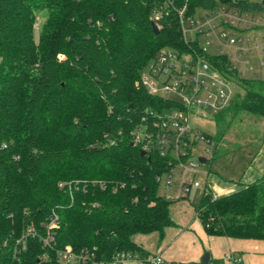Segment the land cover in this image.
Instances as JSON below:
<instances>
[{
	"label": "trees",
	"instance_id": "16d2710c",
	"mask_svg": "<svg viewBox=\"0 0 264 264\" xmlns=\"http://www.w3.org/2000/svg\"><path fill=\"white\" fill-rule=\"evenodd\" d=\"M221 4L264 10L263 0H0V264H62L66 246L106 264L122 252L142 264H179L152 262L133 239H162L176 225L158 180L168 160L143 155L131 135L147 108L174 103L138 81L161 49H191L177 8L192 17ZM193 47L247 84L215 114V138L241 109L264 114L263 79L241 76L226 53ZM197 213L210 236L264 239V174L226 195L205 192ZM55 215L46 246L40 236ZM30 225L38 235L21 249Z\"/></svg>",
	"mask_w": 264,
	"mask_h": 264
},
{
	"label": "built area",
	"instance_id": "2783aa9c",
	"mask_svg": "<svg viewBox=\"0 0 264 264\" xmlns=\"http://www.w3.org/2000/svg\"><path fill=\"white\" fill-rule=\"evenodd\" d=\"M177 9L183 39L192 46L191 49L181 51L165 47L149 64L148 73L151 78L164 77L162 87L156 88L155 83H150L142 73L138 81L151 94L164 96L174 105L165 106L160 110L147 108L142 121L131 132L133 143L139 145L146 154L156 150L167 158L168 170L159 175L158 180L162 188V196L171 201L185 199L193 187L202 186V181L196 178V172L207 174L208 171L199 168L205 161L195 158L194 154L197 153L199 144L205 143L203 157L206 161L215 149V140L193 124V114H198L200 111L216 114L227 108L236 94L233 84H238L230 74L222 72L217 66L204 59L193 47L194 44L203 52H208L206 47L199 44V36L205 35L208 44L214 38L218 52L228 54L233 68H237L234 59L237 60V56L242 51H251L252 47L250 39H243L235 32L252 26L264 28L262 19L250 18L248 11L226 4L192 17H188L183 8ZM161 17L162 12L155 9L152 13L154 21H159ZM242 41L246 43L241 45ZM226 48L231 49V52ZM244 64L252 67L249 61ZM240 74L243 76L242 72ZM121 135L122 130H119L118 136ZM113 142L114 140H111V143ZM205 192H211L208 185L204 189ZM59 223V218L55 215L45 224L44 233L40 236L44 245L49 246L55 241V229ZM37 235L34 225H30L17 239L16 245L25 249L27 238ZM58 257L62 264H87V262L106 264L103 260L95 259L94 253L83 249L75 251L71 246L59 249ZM226 258L234 262L242 261V257L232 251L226 255ZM128 259H136V256L130 252L117 253L113 264H123ZM148 259L154 263L164 262L158 255H151Z\"/></svg>",
	"mask_w": 264,
	"mask_h": 264
},
{
	"label": "rangeland",
	"instance_id": "374dc122",
	"mask_svg": "<svg viewBox=\"0 0 264 264\" xmlns=\"http://www.w3.org/2000/svg\"><path fill=\"white\" fill-rule=\"evenodd\" d=\"M208 10L204 8L197 9V15L205 14ZM251 13V12H250ZM253 13V12H252ZM252 13L249 15L252 16ZM256 17H262L264 20V11L254 12ZM256 31L238 30L235 32L237 36L247 39L250 37L254 39V35L258 36V44L260 50H253L251 52L242 51L237 56V60L234 59L237 69L242 72L245 77H254L259 75L264 79V65L261 64L264 61V37L263 29L256 28ZM246 41V40H245ZM241 42V45L246 43ZM199 44L202 47H206L208 52L216 54L218 50L215 48V39L212 38L211 43H207V37L205 35L199 36ZM257 44V43H255ZM261 44V45H260ZM228 52L231 49L226 48ZM261 53V54H260ZM233 61V62H234ZM249 61L252 67L246 66L244 62ZM149 65L142 71L143 76H146L150 83H155L156 88L162 87L164 77L160 79L151 78L149 75ZM241 87L234 83L233 87L235 91H245L246 82L241 81ZM244 89V90H243ZM241 91V92H242ZM193 124L211 134L213 137L221 130V124L218 122L215 114H211L208 111H200L198 114L192 116ZM224 129V135L217 139L215 138V149L213 154L209 155V160L202 162L200 165L201 170H207L208 173L196 172V178L202 181V186L197 188L193 187L188 197V204L192 209H198L200 201L204 194V187L208 183L213 188L214 196H222L241 189L242 185L240 180L253 182L259 178V174L264 172V114L260 112H252L245 109H241L236 115L229 121V124ZM205 143L199 144V149L195 153L196 159H203ZM203 161V160H202ZM207 176V177H206ZM162 188L160 187V193ZM185 200V199H184ZM183 203V200L173 201L172 207L177 204ZM175 214V220L181 223V215ZM136 234L133 238L138 237ZM148 244L153 245L154 241L151 236L146 240Z\"/></svg>",
	"mask_w": 264,
	"mask_h": 264
},
{
	"label": "crops",
	"instance_id": "0c3cea01",
	"mask_svg": "<svg viewBox=\"0 0 264 264\" xmlns=\"http://www.w3.org/2000/svg\"><path fill=\"white\" fill-rule=\"evenodd\" d=\"M251 13L249 12V15ZM250 18L262 19V17H256L254 12ZM256 28L263 29L262 34L264 37L263 27L252 26L243 30H246L247 32L248 30H251L254 32L258 30ZM247 38L251 40L250 46L252 47V50L248 52L252 53L253 50H260V46L257 42L259 39L258 36L254 35V39H251L250 37ZM261 64L264 65L263 60ZM243 77H245L244 74ZM256 77L261 78L259 75L246 78ZM237 83L238 87H241V82ZM241 91L242 90L240 89L239 93L244 92ZM263 174L264 172H261L259 174V178ZM208 181L209 177L206 181L207 185L209 186L211 184H209L210 182L208 183ZM239 183L245 185L252 182H242L240 180ZM207 185H205V187ZM209 188L213 194L212 186H209ZM188 197L185 198V200L181 199L183 200V203L177 204V206H174V208H171L172 206H170L171 215L176 225L167 227L165 230V235L162 239H160L158 232L141 234L133 239L138 244L142 245L152 255L161 256L164 262L173 261L179 264H205L202 261V257L208 251L210 253V259L207 264H264V239H241L227 236L208 235L203 223L198 216L197 209H192L190 204L187 203ZM175 214L178 215L177 217H180L181 215V223L175 220ZM149 236L153 238V245L148 244L146 241ZM231 251L237 256L242 257V261L234 262L232 260H228L226 255ZM123 264H142V262L136 259H128Z\"/></svg>",
	"mask_w": 264,
	"mask_h": 264
},
{
	"label": "water",
	"instance_id": "95a60500",
	"mask_svg": "<svg viewBox=\"0 0 264 264\" xmlns=\"http://www.w3.org/2000/svg\"><path fill=\"white\" fill-rule=\"evenodd\" d=\"M263 2H264V0H263ZM153 29H154V32H155L156 34L159 33V27H158V25H157L156 23H153ZM141 153H142L143 155L146 154L145 151H141ZM202 160H203V161H206V158H203ZM209 259H210V253L207 251V252L203 255V257H202V261H203L205 264H207L208 261H209Z\"/></svg>",
	"mask_w": 264,
	"mask_h": 264
}]
</instances>
